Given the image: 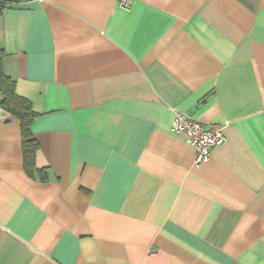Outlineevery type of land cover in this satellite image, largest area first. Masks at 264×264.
I'll use <instances>...</instances> for the list:
<instances>
[{
  "label": "crops",
  "instance_id": "crops-1",
  "mask_svg": "<svg viewBox=\"0 0 264 264\" xmlns=\"http://www.w3.org/2000/svg\"><path fill=\"white\" fill-rule=\"evenodd\" d=\"M0 48L48 174L0 108V264H264V0H29Z\"/></svg>",
  "mask_w": 264,
  "mask_h": 264
},
{
  "label": "trees",
  "instance_id": "trees-1",
  "mask_svg": "<svg viewBox=\"0 0 264 264\" xmlns=\"http://www.w3.org/2000/svg\"><path fill=\"white\" fill-rule=\"evenodd\" d=\"M29 0H0V13L8 6L24 4ZM4 51L0 48V108L19 122L22 166L25 175L40 183L48 181V174L43 169H37L35 160L39 144L33 138L31 126L37 115L32 111L29 102L15 92V82L3 72Z\"/></svg>",
  "mask_w": 264,
  "mask_h": 264
},
{
  "label": "built area",
  "instance_id": "built-area-1",
  "mask_svg": "<svg viewBox=\"0 0 264 264\" xmlns=\"http://www.w3.org/2000/svg\"><path fill=\"white\" fill-rule=\"evenodd\" d=\"M131 0H118L121 8L130 7ZM171 131L184 138L185 142L195 150V164H201L209 159L213 148L225 142L223 129L207 128L204 124L192 119L182 112H174Z\"/></svg>",
  "mask_w": 264,
  "mask_h": 264
}]
</instances>
